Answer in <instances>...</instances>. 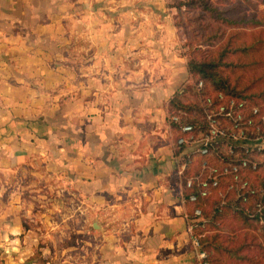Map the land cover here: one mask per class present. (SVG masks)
I'll list each match as a JSON object with an SVG mask.
<instances>
[{
	"label": "crops",
	"instance_id": "crops-1",
	"mask_svg": "<svg viewBox=\"0 0 264 264\" xmlns=\"http://www.w3.org/2000/svg\"><path fill=\"white\" fill-rule=\"evenodd\" d=\"M162 3L0 0V264H200Z\"/></svg>",
	"mask_w": 264,
	"mask_h": 264
},
{
	"label": "trees",
	"instance_id": "trees-1",
	"mask_svg": "<svg viewBox=\"0 0 264 264\" xmlns=\"http://www.w3.org/2000/svg\"><path fill=\"white\" fill-rule=\"evenodd\" d=\"M219 2L218 5H223L226 0ZM218 5L212 0H186L176 7L179 13L184 8L185 12L199 11L201 16H208L229 28L230 32L199 37L196 42L184 45L190 80L170 100L169 119L186 111L190 116L183 118L184 123H203L199 97H215L218 93H224L229 99L248 101L264 114V17L251 14L233 18L237 7L230 2L227 5L231 6L222 10ZM181 25L177 23V26ZM214 39L220 41L217 43ZM200 83H203L201 89L198 88ZM191 90L197 98L194 104L184 100ZM180 150L177 148L178 153ZM200 166L201 159L196 156L194 164L183 176L182 197L193 235L199 238L201 251L206 254L205 261L209 264H264V258L250 255L253 250L264 253L262 214L256 212L253 202L244 203L238 193L229 190V180L219 188L211 189L207 197H200L196 203L190 202V195L198 194V189H187L186 182ZM252 177V186L264 189V168ZM196 210L201 211L200 216L195 215Z\"/></svg>",
	"mask_w": 264,
	"mask_h": 264
},
{
	"label": "built area",
	"instance_id": "built-area-1",
	"mask_svg": "<svg viewBox=\"0 0 264 264\" xmlns=\"http://www.w3.org/2000/svg\"><path fill=\"white\" fill-rule=\"evenodd\" d=\"M202 87L200 83L198 88ZM198 102L203 109V123H184L183 118L190 116L186 111L170 119L177 135L175 146L181 148L177 175L183 179L194 158L201 159L200 170L186 182L187 189H198V194L190 195V202L207 197L211 189L229 180V190L238 193L244 203L253 202L264 224V189L253 187L250 181L253 174L264 168V114L248 101L229 99L224 93L215 97L200 95ZM195 215L200 216L201 211L196 210ZM191 231L199 263L209 264L192 226Z\"/></svg>",
	"mask_w": 264,
	"mask_h": 264
},
{
	"label": "rangeland",
	"instance_id": "rangeland-1",
	"mask_svg": "<svg viewBox=\"0 0 264 264\" xmlns=\"http://www.w3.org/2000/svg\"><path fill=\"white\" fill-rule=\"evenodd\" d=\"M124 1L131 2L132 0ZM163 2V8L158 11V14L156 13V16L169 17V19L171 20V31L177 34V42L175 44L179 49V55L184 56V59L186 60V66L188 63V58L184 55L187 50H185L184 48L185 44H188L189 42H196L197 38L199 37L208 35L211 36L214 34L221 35L223 33L226 34L230 32L229 28L221 25L220 23L214 22L208 16H201V13L199 11L185 12L184 8L183 12L179 13L176 7L178 6V4L186 2V0H163ZM212 2L218 5L217 2H219V0H212ZM230 2L233 7H237L234 10L236 12V15H233V18H241L242 16L249 17L251 14H256L258 18L264 17V0H249L248 2L246 0H226L223 5L218 6L220 7V9L225 10L231 6L227 5L230 4ZM116 11L118 10H114L113 13H116ZM125 11H127L129 18H131L133 13L139 14L143 12L144 15H147L146 12L148 11V9L143 8L140 10H136L129 7V9ZM179 22L182 23L181 26H177V23ZM165 25L166 23L161 21L158 29H161L162 32L167 31V26ZM142 27L146 30L148 26L145 24L141 26V28ZM213 41L218 43L220 39H214ZM196 99L197 98H195L193 90H191L190 93L187 94L184 98L185 102L192 104H194L195 101L197 102ZM250 240L251 239L247 241L250 242ZM247 254H249V251L247 252ZM250 255L264 258V253H261L259 250L251 251Z\"/></svg>",
	"mask_w": 264,
	"mask_h": 264
},
{
	"label": "water",
	"instance_id": "water-1",
	"mask_svg": "<svg viewBox=\"0 0 264 264\" xmlns=\"http://www.w3.org/2000/svg\"><path fill=\"white\" fill-rule=\"evenodd\" d=\"M96 226H98V223H97V225L95 224V226H94L98 230V228Z\"/></svg>",
	"mask_w": 264,
	"mask_h": 264
}]
</instances>
